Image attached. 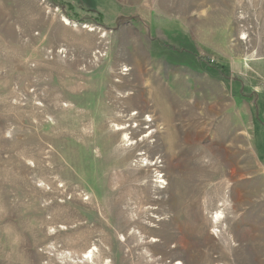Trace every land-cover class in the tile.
<instances>
[{"label":"rangeland","instance_id":"374dc122","mask_svg":"<svg viewBox=\"0 0 264 264\" xmlns=\"http://www.w3.org/2000/svg\"><path fill=\"white\" fill-rule=\"evenodd\" d=\"M114 1L0 0V264H264V0Z\"/></svg>","mask_w":264,"mask_h":264},{"label":"crops","instance_id":"0c3cea01","mask_svg":"<svg viewBox=\"0 0 264 264\" xmlns=\"http://www.w3.org/2000/svg\"><path fill=\"white\" fill-rule=\"evenodd\" d=\"M65 5H70L73 9L86 11L92 14L113 16L118 14L114 0H60ZM116 10V12L114 11Z\"/></svg>","mask_w":264,"mask_h":264},{"label":"bare ground","instance_id":"6f19581e","mask_svg":"<svg viewBox=\"0 0 264 264\" xmlns=\"http://www.w3.org/2000/svg\"><path fill=\"white\" fill-rule=\"evenodd\" d=\"M63 21H65L66 23H68V19L67 18H64L63 19ZM244 37V36H243ZM93 254V253H92ZM84 257H82V258H90L91 257V251H89V252H85L84 253ZM90 260V259H89ZM92 261V260H91Z\"/></svg>","mask_w":264,"mask_h":264}]
</instances>
